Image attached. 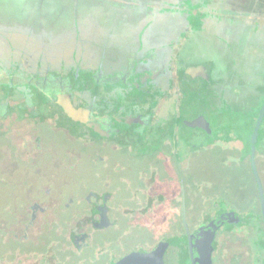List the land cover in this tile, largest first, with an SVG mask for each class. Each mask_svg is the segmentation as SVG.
I'll return each instance as SVG.
<instances>
[{
	"label": "rangeland",
	"instance_id": "rangeland-1",
	"mask_svg": "<svg viewBox=\"0 0 264 264\" xmlns=\"http://www.w3.org/2000/svg\"><path fill=\"white\" fill-rule=\"evenodd\" d=\"M101 1L73 0L71 13L59 10L39 23L44 16L40 13L32 23L27 22V16H14L7 1L0 0V27L26 31L32 43L44 45L52 65L77 51L79 59L93 57L92 65L99 63L103 55L106 60L110 56L114 66L115 59L125 60L130 44L146 43L145 60L142 59L145 67L136 69L131 82L137 109L156 103L162 90L168 92L176 68L182 65L185 73L190 70L189 65L201 57L199 42L212 40L211 33L226 36V28L221 29L219 23L202 31L206 37L201 32L191 36L193 25L187 31L189 5L195 8L200 0H109L113 6ZM213 2H220V7L232 14L253 6L243 3L245 7H240L239 0ZM122 5L129 9L121 8ZM158 13L167 16L160 19ZM72 19H76L77 26ZM153 21L155 30L147 33L157 38L156 42L147 40V33L141 32L146 23L151 25ZM111 33L122 41L105 47ZM184 33L186 38L176 53L171 52L168 46ZM15 55L10 54L9 58L16 59ZM169 55L175 61H171L170 71ZM160 58L167 71L158 67L161 62L156 65L152 61ZM205 82L208 83L205 93L215 90L214 83ZM170 91L173 95L176 89ZM10 100L15 105L24 102ZM170 101L159 99L154 110L157 117L172 112ZM36 102L40 103L38 99ZM15 114L11 117L13 121H6L0 129V264H112L135 250H148L156 243L169 244L170 238L184 236V221L187 228H197L222 207L243 215L250 211L257 197L249 154L239 152L241 144L235 140L226 143L220 139L203 146L200 136L195 138L188 129L184 131L185 127L179 126L174 132L177 142L167 135L160 149L148 151L145 147L137 152L124 138L92 140L65 118H58L55 124L69 127L75 139L61 129L55 130L51 121L34 125L26 120L16 121ZM37 137L41 139L38 151ZM30 153L37 157L28 158ZM255 164L264 189L262 155L255 153ZM41 185L48 187L50 194H43ZM89 191L112 194L110 216L115 223L101 230L85 228L91 236L86 245L78 248L72 245L69 232L74 221L88 212ZM31 198L43 201L50 209L29 226L27 240L15 239L14 234L24 231V222L20 220L29 213V205L35 201ZM64 202L71 207L64 208ZM259 228L245 226L225 236L218 235L214 264H263L264 232ZM183 253L185 249L169 247L165 264H181ZM25 254L27 260L21 261Z\"/></svg>",
	"mask_w": 264,
	"mask_h": 264
},
{
	"label": "flooded vegetation",
	"instance_id": "flooded-vegetation-1",
	"mask_svg": "<svg viewBox=\"0 0 264 264\" xmlns=\"http://www.w3.org/2000/svg\"><path fill=\"white\" fill-rule=\"evenodd\" d=\"M7 4L11 7L14 16H29L26 14L27 10L24 9L23 5L24 2L27 0H6ZM105 5L113 6L109 0L102 1ZM128 6L122 5L121 8ZM9 9V7H8ZM132 9V8H130ZM62 11V8H58L54 12H51V15L57 13V11ZM8 12V11H7ZM11 15V10L9 12ZM35 17L30 22L33 23L34 18L37 17L40 13V7L37 8L34 12ZM168 14L174 16V14L169 12ZM137 15V14H136ZM160 19L161 17L166 18L167 14L162 13L159 14ZM13 16V17H14ZM152 19H153V15ZM29 18V17H28ZM159 19V20H160ZM29 21V20H27ZM161 21V20H160ZM39 23H42L40 20ZM1 28L0 27V129L4 126L6 121H13L11 117L14 113L17 116L16 121H28L33 123L34 125H38L43 123L44 121H51L53 122V128L55 130H63L68 133L69 137L75 139L73 131L67 127L66 125H57L55 124L58 118H65L66 120H70L73 123V126L76 127L74 129H78L82 131L88 132V138L92 140H100V141H112L117 138H128L125 135H116L117 131L132 129L135 133H138V136L144 135V138H147V133L150 131V128L153 123V119L151 115L144 114L141 109H137L136 112H125L122 113L120 110L117 113L110 114L108 113V109L111 108L109 104H100L99 97L97 95L91 94L89 90L84 89V87H79V85H83L85 81L82 79L81 75L84 73H88L91 76V81L94 84H102V85H125L126 88L117 87L115 90H118V93L123 95V90H128L127 85L131 82L130 79L136 76V69L143 66L145 67V58H143V54L145 55V51L147 48L145 47L146 43L144 44H130L128 49L129 51L125 53V60L122 57L115 59V65H118V68L114 70L112 64H110V56L104 58V55L101 57L99 63L92 65V58L89 57V60L79 59V56L76 52V55H69L65 58H62L58 61L55 65H52L50 61L47 59V51H44V45L40 42L32 43L30 36L27 34L26 31L17 28ZM140 28V27H139ZM155 30L152 25L149 24L148 27L142 30L143 35L147 33V31ZM32 33V30H31ZM146 35V34H145ZM150 33H147V40L150 39L153 35L149 37ZM111 37L105 43V47H113L116 43L122 41L120 37L114 36L113 33L110 34ZM38 48L39 50H35ZM37 51V52H36ZM40 51V52H39ZM10 54H16V59L9 58ZM55 56V54H51ZM46 57V58H44ZM52 58V57H50ZM46 59V60H45ZM162 59H152V61L157 64H162ZM159 62V63H158ZM117 63V64H116ZM93 67H97L96 69ZM160 69H164L167 71L164 64L158 66ZM84 71H83V70ZM7 74V75H6ZM12 78V79H11ZM70 78L72 83V88H69L67 82H62L61 79ZM11 79V80H9ZM48 80L49 82H45ZM73 80H75V84H73ZM5 83L12 84L11 86L4 85ZM69 96V100L71 105L79 109L80 107L89 109L92 112V120L96 123H99L101 128L108 131V135H102L99 132L94 131V127L87 126L86 124H81L80 121L66 112L60 105H58L59 101H64L63 98ZM15 98V100H23V103L10 104V99ZM81 98V99H79ZM39 100L40 103H37L36 100ZM82 99H86L87 102L83 103ZM111 104V103H110ZM46 105L47 108H44ZM94 115V116H93ZM114 116L119 121H124V118L128 116H132L133 119L129 123V126H125L122 129L118 130L117 128L113 129L112 127L106 128L105 125L101 122H98L94 119V117H101V116ZM143 115L149 116L144 118ZM90 122V121H89ZM88 122V123H89ZM212 130V129H211ZM4 131V130H3ZM122 133V134H123ZM206 137V136H204ZM40 138V137H39ZM38 137L35 139L36 143V150H39L41 146V139ZM213 135L206 139H212ZM216 143V142H215ZM36 158L37 156H32V153L29 154L28 158ZM182 186V183L180 182ZM40 189L43 194H50L48 187H42ZM257 188V186H256ZM263 188V187H262ZM90 192V191H89ZM88 192V193H89ZM264 194V189H263ZM257 197L258 190H257ZM112 198V194L108 191H91L87 198L86 203L88 206V212L80 215L74 222L75 225L73 228L70 229V240L72 245L82 248L86 245L87 241L90 238V233L85 228H89L91 230H101L103 228H107L108 226L113 225L115 222L111 219L110 216V200ZM34 202L29 205V213L25 214L23 219L20 222H24L23 228L24 231L22 234H14L13 237L18 240H27L29 238L28 235V228L32 226L34 223L38 222V217L41 214H44L49 211V206L44 204V202H40V200L36 198ZM185 200V197H184ZM29 201V200H28ZM27 204V202H26ZM25 204V205H26ZM185 205V202H183ZM64 208H69L71 205L68 202H64L62 204ZM259 210L261 212V205L259 206ZM236 215L240 219V215L235 212L234 210H228L224 212L218 213L211 222L219 218V226L215 230V233L210 235L204 229L208 227L209 224L203 225L196 231H191V229L187 228V223L184 221L185 224V231L184 236L182 238L187 240V250L189 256L190 264H214L213 260L215 254L218 251V244L216 238L218 235L225 236L226 233L232 232L236 225ZM26 218V219H25ZM235 218V219H234ZM264 218V214L262 215ZM230 227L231 230H227L224 228ZM82 228L85 230L82 231ZM237 233V232H236ZM181 237V236H180ZM165 245L167 244L166 241H162ZM159 244H155L152 248L148 250H135L134 252L128 253L123 255L121 259L126 256H129L134 253H151L153 252ZM170 245L167 244L164 253H163V264H165V254L168 251ZM26 254L23 255L21 261H26ZM231 261H235L231 260ZM230 261V262H231ZM25 263V262H24ZM124 264H145L142 263L141 260L137 257L131 258L124 262ZM146 264H158L157 260L153 258L152 260H147ZM249 264V263H246ZM264 264V263H263Z\"/></svg>",
	"mask_w": 264,
	"mask_h": 264
},
{
	"label": "trees",
	"instance_id": "trees-1",
	"mask_svg": "<svg viewBox=\"0 0 264 264\" xmlns=\"http://www.w3.org/2000/svg\"><path fill=\"white\" fill-rule=\"evenodd\" d=\"M190 8H194L191 5H189ZM217 3H214L213 0H200L196 7L194 8L195 11L193 12L191 9V15L188 17L190 25H193L192 27L195 30H199L203 28V19L209 16L211 19H215V17H218V23L223 22V25L226 24H235L239 22H243V18L236 19L232 16H224L220 17V15L216 12ZM222 20V21H220ZM246 22V21H245ZM244 24V23H243ZM195 26V27H194ZM77 51H74V55H76ZM94 68V67H93ZM83 70V69H82ZM84 71V70H83ZM185 68H180L175 74V77L172 80V83H170L169 90L167 93L166 91H161L158 93V98L156 103H153V105L141 109L144 114L151 115V118L153 119L152 126L150 128V131L147 133V138H144V135L138 136V133H135L134 130L129 129L124 130V133L122 131H117L116 135H125L128 138H124L128 140V142L133 146L135 151L139 152L142 151L143 148H147L148 151L157 150L160 149L161 145L163 144V140L165 141L167 135L169 136V139L171 141L177 142L176 138L177 136H174V132L176 133V129L180 126L182 129V126H184V131L188 129V133L195 136H200L202 139V145L208 146L211 145L217 141L223 140L224 142L228 143L230 139H235V131L238 130V128H241L239 126H236L235 129V123L238 124L239 120L237 121L235 118V112L231 111L229 107L224 106H218L216 107L214 104V99L212 95V90H209L208 93H205V86L208 85L207 80H202L204 83H200V79L196 77H190L185 73ZM82 79L85 81L83 85H79V87H84V89L89 90L91 94L97 95L99 97V103L100 104H109L111 108L108 109V113L114 114L122 110V113L125 112H136L137 106L134 102V87L130 84L127 85L128 90H123V95L118 93V90H115V88L124 87L125 85H98L94 84L91 81L90 74H82ZM130 79L129 82H132V80L135 78ZM72 80V79H71ZM198 80V81H197ZM209 81V80H208ZM75 80H73V84H75ZM206 83V85H205ZM214 82L209 81V84H213ZM173 86V87H172ZM175 86V87H174ZM211 86V85H210ZM168 88V87H167ZM217 88V87H216ZM172 89H176L175 94L171 95ZM218 89V88H217ZM216 90V89H215ZM142 98V97H141ZM165 98V99H172L171 102L172 105V112L176 110V113L169 112L171 114H167L165 117L159 118L155 115V106L158 104L159 99ZM81 99V98H79ZM83 103H86V99H82ZM111 103V104H110ZM261 102L256 106V109L252 114H249L246 116V132H247V140H246V146L245 150L247 154L249 153V136L253 130L254 123L256 120V117L258 115V110L261 106ZM246 112V111H245ZM245 112H240V114L244 117ZM144 118L149 117L148 115H143ZM198 121L205 122L207 125L212 129L213 131V138L212 139H206L204 135L201 133V131L198 129L196 123ZM264 121V119H263ZM84 135H89L88 132L80 130ZM233 133L232 137L229 136V132ZM198 134H196V133ZM123 133V134H122ZM263 135L264 131L262 128H259V133L257 137V143H256V153L258 155H262L263 152H261V146L263 144ZM118 139V138H117ZM120 139V138H119ZM261 205V203H260ZM259 200L258 197L255 198V202L253 203V206L251 207L250 211L246 212L243 215H240V219L236 220V225L234 229L239 230L243 227H249L256 225L257 229L260 227L262 231L264 232V218H262V215L264 214V206L261 205V212L259 210ZM229 209H226L225 207H222L218 209L215 213L210 215L208 220L205 223L200 224L197 228L191 229V231H196L199 228H201L203 225H207L213 220V218L220 212L228 211ZM245 218V219H244ZM259 228V229H260ZM231 230L230 227H225L224 230ZM242 230V229H241ZM238 232V231H237ZM187 240L185 238L183 239L181 237H174L169 239V245L170 247H176L181 249H185L186 253H183L181 264H190L189 262V256H188V250H187ZM180 254V253H179ZM181 256V254H180ZM123 256L118 258L116 261H112V264H120V261L122 260Z\"/></svg>",
	"mask_w": 264,
	"mask_h": 264
},
{
	"label": "crops",
	"instance_id": "crops-1",
	"mask_svg": "<svg viewBox=\"0 0 264 264\" xmlns=\"http://www.w3.org/2000/svg\"><path fill=\"white\" fill-rule=\"evenodd\" d=\"M19 1L20 0H17V2ZM73 3V0H27V2H24L21 6H23L25 10L27 9L26 14H29V21L27 22H30L33 20V17H35V10L39 7L40 13L44 15L41 21H44L47 15L58 10V8H62L64 12L66 10L71 13ZM243 3L248 5L253 3V6L251 9L235 10V14L226 11L223 6L220 7V2L217 3L216 12L220 17L232 16L236 19L243 18L246 22L243 21L226 25L220 22L221 29L226 28L227 30L226 36H219L218 34L212 35L211 33L212 40H202L199 42L198 50L201 57L195 59L196 61L189 65L190 70L188 69L187 72L188 76L196 77L200 80L207 79L211 82L215 80L214 84L216 90L212 91L214 104H217L215 106L229 107L231 111L235 112V119L237 121L239 120L238 124L235 123V129L236 126L241 128L235 131V139H230L229 141L235 140V142L241 144L239 152L246 151L247 132L244 127L246 126L245 118L247 115L254 112L259 102H264V0H239L237 4L240 7H245ZM101 4L105 5L102 1ZM130 11H132V9H130ZM72 20L77 26L76 19ZM208 20L212 23L207 24ZM218 20L217 16L215 19H211L209 16L207 18L205 17L202 21L203 28L192 30L191 36H197L199 32L205 35L202 31H205L207 27L209 29L213 25L217 26ZM151 25L154 26V21ZM141 26L142 25L139 27L141 28ZM148 26L149 23H146V25L142 27L143 29H141V32ZM190 26L191 25L186 26V28H188L187 31H189ZM210 30L213 31L212 29ZM158 35L159 34H157V36ZM153 37L154 36L150 37L149 41L156 42L157 38L154 39ZM185 38L186 35L184 33L175 44L168 46L169 50H174L173 53H176V48L182 44ZM104 53L106 54V52ZM171 61L172 59L170 56L169 71L171 68ZM114 62H116V60ZM172 62L174 63L175 61ZM113 65V67H115L114 70L118 68L115 63H113ZM164 65L167 69L166 63ZM94 68L96 69L97 67ZM179 68H176V72ZM240 112H245L244 117ZM260 128L264 131V121H262ZM228 135L232 137L233 133L230 131ZM262 141L261 152H263L262 157L264 158V135Z\"/></svg>",
	"mask_w": 264,
	"mask_h": 264
},
{
	"label": "water",
	"instance_id": "water-1",
	"mask_svg": "<svg viewBox=\"0 0 264 264\" xmlns=\"http://www.w3.org/2000/svg\"><path fill=\"white\" fill-rule=\"evenodd\" d=\"M7 75V74H6ZM12 79V78H11ZM9 79V80H11ZM62 82H67L69 88H72V83H71V79L70 78H66V79H61ZM45 82H49L48 80H45ZM4 85L6 86H11L12 84L10 83H5ZM64 101H59L58 105L61 106V108H63L66 112H68L70 115L76 117L81 124H86L87 126H91L94 127V131L95 132H99L102 135H108V131H106L105 129L101 128L99 123H96L95 121H91L92 119V112L89 111V109L80 107L79 109L74 108L69 100V96L67 94V96L65 98H63ZM94 116V115H93ZM95 120H97L98 122H101L103 124H106V128L112 127L113 129L117 128L118 130L122 129L123 127H125L127 124V126H129V123L132 120H136L133 119L132 116H128L127 118L125 117L124 121H119L117 120L116 117L114 116H109V115H105V116H101V117H94ZM264 119V102L262 103L261 107L258 110V115L253 127V130L250 134V142H249V157H250V164H251V170L253 173V176L255 178V182H256V186H257V190H258V196L260 199V203L262 206H264V194H263V188H262V184H261V179L260 176L257 172L256 169V164H255V153H256V143H257V137H258V133H259V128L261 126V123ZM90 121V122H89ZM89 122V123H88ZM198 129L201 131V133L206 136L207 138H209V136L211 137V135H213V131L210 129V127L207 125V123L205 122H201L198 121L196 123ZM235 219V218H234ZM238 216L236 215V220H238ZM219 218L214 220L213 222H211L208 227H206L204 230L207 231L210 235L215 233V230L217 229V227L219 226ZM167 244L165 245L164 243H160L157 248L151 252V253H134L131 254L129 256L124 257L121 261L120 264H124V262H126L127 260L137 257L141 260L142 263H147V260H152L153 258H155V260H157L158 264H163V253L164 250L166 248Z\"/></svg>",
	"mask_w": 264,
	"mask_h": 264
}]
</instances>
